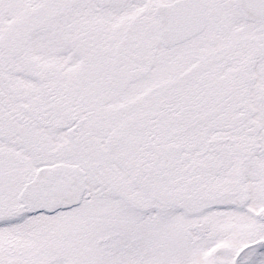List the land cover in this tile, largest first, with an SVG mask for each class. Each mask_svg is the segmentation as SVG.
I'll return each instance as SVG.
<instances>
[{"label":"snow or ice","instance_id":"obj_1","mask_svg":"<svg viewBox=\"0 0 264 264\" xmlns=\"http://www.w3.org/2000/svg\"><path fill=\"white\" fill-rule=\"evenodd\" d=\"M0 264H264V0H0Z\"/></svg>","mask_w":264,"mask_h":264}]
</instances>
